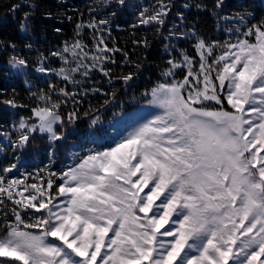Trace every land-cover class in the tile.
Instances as JSON below:
<instances>
[{
	"label": "snow or ice",
	"instance_id": "1",
	"mask_svg": "<svg viewBox=\"0 0 264 264\" xmlns=\"http://www.w3.org/2000/svg\"><path fill=\"white\" fill-rule=\"evenodd\" d=\"M169 10L165 3L144 9L139 25L162 26ZM234 19L237 27L228 31L235 40L197 38L196 56L182 50L179 59L167 61L160 81L134 97L152 110L146 118L125 113L116 89L82 87L92 72L113 81L107 65L119 49L106 43L108 18L76 25L75 38L49 54L60 60L59 68H48V57L38 56L35 71L59 76L73 91L49 85L33 92L31 115L0 137L23 153L37 135H46L49 164L35 175L47 189L58 179L62 198L53 203L36 183L9 178L21 164L19 155L2 169L0 264H264V17L249 23L255 17L242 13ZM85 28L91 46L82 39ZM136 43L148 46L146 39ZM9 64L20 72L28 68L21 56ZM178 70L185 72L182 79ZM134 77L129 72L119 79L127 85ZM90 92L108 98L81 113L77 97ZM69 102L72 110L62 114ZM106 107L114 118L131 121L123 132L111 122L103 126L99 113ZM81 116L90 117L93 140L113 138L112 145L73 153L70 165L50 171L56 143ZM32 175L24 173L25 179Z\"/></svg>",
	"mask_w": 264,
	"mask_h": 264
},
{
	"label": "trees",
	"instance_id": "2",
	"mask_svg": "<svg viewBox=\"0 0 264 264\" xmlns=\"http://www.w3.org/2000/svg\"><path fill=\"white\" fill-rule=\"evenodd\" d=\"M257 1L259 0H125L124 6H120L117 0H110L107 4L103 0H0V131H11L14 122L31 115L30 109L36 103L31 97L29 101L23 100L27 95L29 97L36 90L47 88L50 82L58 81L65 85L55 74L35 71L36 61L43 54L48 57V68H59L60 60L49 54L62 47L64 41L75 38L78 23L86 24L93 19L99 21L108 18L110 34L105 33L106 43L109 48L119 49L113 56L115 63L107 65L112 71L113 81L109 83L100 72H92L90 79L82 87L97 88L107 93L116 89V100L122 102L124 112L130 114L144 108L143 101L137 103L134 97L139 98L145 89H150L161 80V72L168 66L169 59H179L182 50L190 56H196L193 42L182 34L195 32L198 38L206 41L225 39V17L264 4V0H260L256 5ZM160 3L170 5L165 23L162 26L139 25V13L143 9L154 11ZM218 3L219 8L216 6ZM181 14L183 20L180 19ZM21 25H27V28L22 29ZM91 37V30L85 28L82 39L90 46ZM145 39L148 41L147 47L142 44L137 46V41ZM9 44H15V49L9 47ZM125 53L130 63L126 62ZM14 55L28 60L26 71L20 72L9 64ZM137 64L140 65L138 69ZM129 72L135 73V77L125 85L119 77ZM66 87L73 89L70 83ZM107 98L101 93L92 92L87 96L77 97L81 100L79 110L83 113L88 110L89 104L99 107ZM8 100H13L16 106L7 104ZM71 110L72 104L69 102L61 108V113L66 115ZM99 114L103 117L104 127H109V122L115 125L123 120L120 117L114 118L113 109L107 107ZM89 119L90 117L81 116L74 126L67 127L66 139L55 145L60 153L58 159L64 158L70 146L77 141H93L90 137L92 130L89 128ZM14 137L15 133L12 138ZM50 147L46 135H37L25 152L14 153L9 140L0 137V158L15 159L17 155L20 159L27 160L40 158ZM52 198L54 203L61 197L57 195Z\"/></svg>",
	"mask_w": 264,
	"mask_h": 264
},
{
	"label": "rangeland",
	"instance_id": "3",
	"mask_svg": "<svg viewBox=\"0 0 264 264\" xmlns=\"http://www.w3.org/2000/svg\"><path fill=\"white\" fill-rule=\"evenodd\" d=\"M257 2L258 3H256V5L259 4L261 1L259 0ZM242 13H250V14H252L255 17V19L254 20H250L249 23H255L261 17H264V4L262 6H257L255 9H248L247 11H244ZM242 13H233V14H230V16L225 17V21H226L225 24L226 25L224 24V27H223L224 30L227 32V37L225 39H214V40H210V41H207V42L211 43L213 41H218L221 44H223L225 41H227L229 39L235 40V35L234 34L230 35L228 30L229 29H235L237 27L236 21H235L234 18L237 16V14H242ZM226 18H228V19H226ZM197 38L198 37L196 35L195 36L188 35V39L190 41H192L194 45L196 44ZM184 75H185L184 71H179L178 70L176 78L177 79H182ZM49 85H56L58 87H65V85L64 86L61 85L58 81H54V82H50L48 84L47 88H41V87L40 88L44 89L45 91H48ZM68 89L73 91V89H71V88H67V90ZM1 92H4V91L1 90ZM30 97H31V95L29 97L27 95L23 100L26 99V100L29 101ZM55 98H58V97L55 96V94H54V99ZM14 99H16V97H14ZM33 101L36 103L35 100H33ZM136 112H138L140 115H143L146 118L147 116L151 115L152 110L147 108V107H144V108L138 109ZM129 123H131L130 120L123 119L121 122L116 123L115 126L120 128L121 131L123 132ZM112 139L113 138L102 137V138H96L93 141H88V140L82 141V140H79V141H77L76 143H74V144H72L70 146V148L67 151V154L64 155V158L62 157V159H58L60 153L58 152L59 150L55 149L54 164H53L52 168L50 169V171L59 173L62 169H64L66 166H68V165H70L72 163V154L73 153H80L81 155H83L85 149H87L89 147H94V146L95 147H109V146L112 145ZM49 151H50V148L48 150L44 151L42 153V156H40V158L39 157L38 158L34 157V158L30 159V160L20 159L21 160V164L18 166L17 169H14L12 171V173L9 174V178H18V179L24 180L25 184L36 183L41 188V192H43L45 197H56L57 193H56L55 189H56V185L59 183V180L58 179H54L53 188L52 189H47L46 184H41L40 179H37V177L35 175L36 170L45 169V166L49 164ZM12 158L13 159L9 158V159H6V160H5V158L4 159L0 158V174H3L2 173V169L3 168H5V167H7V166H9V165H11L12 163L15 162L14 157H12ZM24 173H32L33 175L30 178L25 179ZM45 179H46V177H45ZM20 187L22 188L23 185H21ZM145 191H147V189H145ZM27 195H28V193H25V196H27ZM142 195H143V193H142ZM161 199H162V197H161ZM55 202H57V200L54 201V203ZM5 203L7 204L8 202L5 201ZM156 203H159V201H157ZM10 206L11 205H9V207ZM153 207L155 208V204L153 205ZM2 222L3 221L0 220V223H2ZM109 235H111V234L109 233Z\"/></svg>",
	"mask_w": 264,
	"mask_h": 264
}]
</instances>
